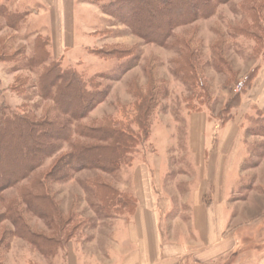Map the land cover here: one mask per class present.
<instances>
[{
	"label": "rangeland",
	"instance_id": "1",
	"mask_svg": "<svg viewBox=\"0 0 264 264\" xmlns=\"http://www.w3.org/2000/svg\"><path fill=\"white\" fill-rule=\"evenodd\" d=\"M107 2L75 1L74 39L65 45L56 29L60 22L44 0H0V110L5 106L8 114L26 118L18 132L48 141L41 149L32 145V151L47 155L43 164L0 189V264H70L68 251L80 264L108 262L115 227H124L137 208V197L126 188L129 169L139 165H163L162 187L173 199L165 216L168 223L179 212V196L187 188L181 172L191 173L195 166L189 152L198 147L191 143L189 121L200 112L210 117L211 139L220 135L218 126L241 124L243 153L236 161L246 170L229 195L231 202L244 205L235 211L233 228L241 251L211 264H264V109L256 104L253 86L261 67L256 89L264 84V0L220 3L215 14L175 25L165 44L141 37L116 10L102 9ZM5 7L10 13L28 12V22L14 26L15 20L4 15ZM183 15L193 17L190 10ZM168 21L164 18L162 24ZM46 36L52 37V45L39 46ZM38 47L50 56L40 65L32 62ZM52 59L79 73L92 94L82 101L83 94L72 84L58 104L45 97L40 83ZM113 126L131 135L118 171L65 167L50 177L73 144H100L80 129ZM13 130L11 126L7 132ZM8 133L0 138V178L7 169L25 171L21 159L31 144L18 133L22 138H16L20 141L15 146L5 139ZM12 150L18 155L10 157ZM47 191L56 207L54 218L42 215L43 209L30 201L31 193ZM121 194L128 195L127 208ZM107 197L115 204L104 208ZM57 235L66 244L45 243Z\"/></svg>",
	"mask_w": 264,
	"mask_h": 264
},
{
	"label": "crops",
	"instance_id": "2",
	"mask_svg": "<svg viewBox=\"0 0 264 264\" xmlns=\"http://www.w3.org/2000/svg\"><path fill=\"white\" fill-rule=\"evenodd\" d=\"M44 1L60 22L56 27L60 39L65 45L71 44L76 0ZM261 69L253 86L259 98L256 104L264 109V84L256 89ZM209 119L205 112L190 116V139L198 148L189 152L195 160L193 172H181L180 180L187 183V188L179 196L181 207L176 216L167 223L165 216L173 199L162 187L163 165L132 167L126 192L137 197L136 211L127 216L124 227H115L117 237L109 261L94 264H211L241 251L233 228L235 211L244 205L231 202L229 195L235 180L246 171L236 161L243 153L242 128L234 121L227 122L218 126L220 135L218 132L211 139ZM68 253L70 264H80L77 256L76 261L71 260L72 251Z\"/></svg>",
	"mask_w": 264,
	"mask_h": 264
},
{
	"label": "trees",
	"instance_id": "3",
	"mask_svg": "<svg viewBox=\"0 0 264 264\" xmlns=\"http://www.w3.org/2000/svg\"><path fill=\"white\" fill-rule=\"evenodd\" d=\"M226 1L227 0H110V2L103 3L101 6L102 9L111 8L113 10H116L121 16V18H123V20H125L136 33H138L141 37L145 38L146 40L165 44L166 40L171 34L172 28L175 25L191 21L197 18L198 16L205 17L215 14L217 11L218 4ZM188 10L193 13L192 18H188L183 15L184 13H187ZM3 12L4 15L9 14V16L12 17L13 20H15L14 26L16 27L18 25V27H20L27 21L26 12L16 13L15 11H13L11 12V14L9 12V9L6 7ZM156 12L158 14H156ZM164 18H168L169 21L165 24H162V20ZM50 41V37H45L44 40H39V42L37 43H40L38 44L39 46L46 45L49 47ZM37 49L39 50H37L35 57H33L32 59V62L40 65L48 61L50 56H48V54H45V52L41 50V47H38ZM47 52L50 54V51ZM60 63V60L52 59L50 65H46L41 79L42 82L40 83V89L42 91V94L45 97L54 99L55 102H57L58 104L61 101L60 98H66V96L69 94L71 85L75 84L79 88L81 94H83L82 101H84V98L92 94L91 92H87L88 89L86 82L83 80L81 75L77 73L74 69H72L71 67L63 69ZM67 104L70 105L71 101L68 100ZM8 111L9 110L6 109L5 106L1 107L0 138L3 134L8 133L7 131L11 130V126H13V129L18 132L19 129H22V126L24 124L28 123V121H26V118L22 115L16 112L8 114ZM85 113L86 112H83L79 114V116ZM4 125H8L7 131H5L6 126ZM13 131H10L11 134L8 133V135L5 137V139H11L14 143L13 145L17 146L19 144L20 139L18 140L16 138H22L20 137L21 135L26 136L25 139L27 138L31 140V144H28L25 148V158L21 159V163L25 167V171L20 172L18 168L7 169L6 174H4L0 178V189L5 186H11L15 183H18L21 179L25 178L28 174H30L36 167L42 165L44 159L47 157V155H42L39 152L37 153L36 150L32 151V145L34 143L40 146L38 147L39 149L46 147V144H48L45 142L47 141L46 139L41 138L38 141V139L31 138L32 136H30V138L27 137V133L23 130V133L21 131L18 132L21 135H18V133L16 132L13 133ZM88 132L92 133L94 139L100 141V144H97L95 146H89L80 143L73 144L70 153L64 156V164L61 166L59 165V167L58 164L55 165V167H53L52 171L49 173L50 177H53V174L58 173L57 171H60L65 167H68L69 169H84L87 167L97 168L108 173L116 172L120 169L121 164L125 160L127 150H129V148L131 147L128 144L130 141L127 140V136L131 135H128V132H126L125 130L115 128L114 126L100 127L95 130L80 129V133L85 134ZM37 133H39L40 135V132ZM33 134L35 135L36 133ZM67 138H69V136ZM1 142L3 143L4 140H2ZM102 142H107V144H104ZM8 150L10 152L9 148ZM0 151H3L1 143ZM15 155H18V153L15 154L12 150L11 156H7L14 157ZM2 157L3 156L0 153V164L3 161ZM67 173L68 172H66V174ZM42 182L43 181H40L39 183L42 184ZM38 186L39 188L42 187L40 186V184ZM31 194V204L34 205L35 203H37L38 208H41V210L43 209V211L45 212L42 213V215L45 216L46 214L47 217L54 218V216L56 215V207H54L55 205L52 202V198H50L49 192L47 191L43 193ZM123 196H125L126 198ZM127 196V194H121L120 198V202H122V204L124 203L123 205L125 208H127L131 204ZM28 197H30L29 193ZM103 201L105 205L104 208H106L107 206L110 207L111 205L113 206L115 204L113 203L114 198L111 197L103 198ZM58 237L59 236L57 235L53 238H46L44 241L45 243L52 245L66 244L64 241V237ZM45 243L43 242L42 245L47 247Z\"/></svg>",
	"mask_w": 264,
	"mask_h": 264
}]
</instances>
